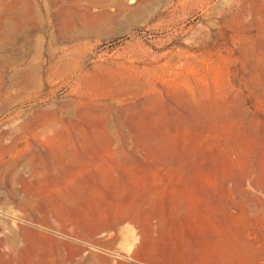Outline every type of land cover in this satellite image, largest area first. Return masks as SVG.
<instances>
[{"label":"rangeland","instance_id":"374dc122","mask_svg":"<svg viewBox=\"0 0 264 264\" xmlns=\"http://www.w3.org/2000/svg\"><path fill=\"white\" fill-rule=\"evenodd\" d=\"M38 244L264 264V0H0V264Z\"/></svg>","mask_w":264,"mask_h":264},{"label":"crops","instance_id":"0c3cea01","mask_svg":"<svg viewBox=\"0 0 264 264\" xmlns=\"http://www.w3.org/2000/svg\"><path fill=\"white\" fill-rule=\"evenodd\" d=\"M41 246L42 248H44L42 245L38 244V245H34L31 247H28V253L31 255V257L33 258V264H56V257L54 260H45L43 257H39L35 254L34 249H36V247ZM11 248H16V245L14 243H12ZM55 248V247H54ZM56 249V248H55ZM30 250V252H29ZM65 262H67L66 259H63L60 263L62 264H66ZM151 263L154 264H161L162 262L160 260H154L151 261Z\"/></svg>","mask_w":264,"mask_h":264},{"label":"bare ground","instance_id":"6f19581e","mask_svg":"<svg viewBox=\"0 0 264 264\" xmlns=\"http://www.w3.org/2000/svg\"><path fill=\"white\" fill-rule=\"evenodd\" d=\"M39 250V249H38Z\"/></svg>","mask_w":264,"mask_h":264}]
</instances>
